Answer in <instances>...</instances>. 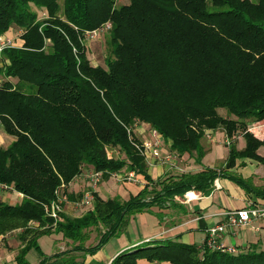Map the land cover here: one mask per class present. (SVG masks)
<instances>
[{"label": "trees", "instance_id": "obj_1", "mask_svg": "<svg viewBox=\"0 0 264 264\" xmlns=\"http://www.w3.org/2000/svg\"><path fill=\"white\" fill-rule=\"evenodd\" d=\"M0 0V39L16 28L20 47H10L0 68V126L15 141L0 146V186L23 195L19 205L0 200V237L21 231L20 263L38 240L63 234L75 246L40 264H76V252L95 255L121 236L132 217L173 207L189 192L209 196L227 179L264 199V189L231 173L240 160L264 165V140L249 128L264 121V0ZM44 9L39 21L32 8ZM63 12V17L58 16ZM111 26L106 67H94L84 38ZM13 80L16 82L14 83ZM226 109L227 115L219 110ZM147 125L188 156L202 171L155 181L134 136ZM223 131L233 142L226 167L202 163L209 131ZM110 150L119 151L115 158ZM103 181L124 170L142 176L145 189L128 201L92 194L93 207L79 219L55 222L48 210L57 192L83 169ZM76 201L75 196H68ZM102 225L96 246L86 248L87 230ZM264 264V251L237 254L206 243L159 245L123 252L111 264Z\"/></svg>", "mask_w": 264, "mask_h": 264}, {"label": "crops", "instance_id": "obj_2", "mask_svg": "<svg viewBox=\"0 0 264 264\" xmlns=\"http://www.w3.org/2000/svg\"><path fill=\"white\" fill-rule=\"evenodd\" d=\"M152 129L147 125H140L137 132L143 138V143L153 140ZM249 131L258 139L264 140V121L254 123L250 126ZM208 146L204 145L207 152L202 163L205 167L221 170L226 167V162L230 153V146L233 144L238 151H242L246 147V142L241 135L234 137L233 142L226 134L219 131L207 132ZM15 139L12 141V143ZM205 141V140H204ZM11 143V144H12ZM10 146V145H9ZM8 146V147H9ZM7 147V148H8ZM6 148V149H7ZM260 157L264 158V146L258 151ZM168 155L175 157L170 161L167 160ZM209 155H212V160H205ZM181 158V161H180ZM188 156L179 157L171 151V143L162 139L160 159H152L148 161L149 175L153 180H164L168 177L177 175L178 170H183L185 162H190V165L195 163L194 160L189 161ZM219 163L220 167H217ZM188 167V166H186ZM195 167V166H193ZM192 167V168H193ZM202 168L201 166H199ZM190 168L188 167V170ZM202 171V169H201ZM200 171V172H201ZM198 173V172H196ZM195 173V174H196ZM231 173L245 180H250L258 189H264V165L252 160H240L237 162L236 168L231 170ZM131 182H123L115 179L113 176L108 181H103L97 187L89 183L83 176L77 179L74 184H71L67 191L73 196H80L78 188L84 186L89 187L86 195L97 193L102 199L110 200L119 198L122 201H128L131 197L138 196L147 186V182L142 176H137L134 173ZM87 177V175H86ZM121 183V184H118ZM16 192L0 186V200L11 206L19 205L23 201V195H12ZM192 193V197H198L189 202L185 196L178 198L173 207L166 210L159 208L152 209L151 213L138 214L131 218L126 231L111 240L101 251L91 256L85 253L76 252L72 257L76 258V264H111V262L123 252L131 251L139 247H146L153 243L164 245H195L201 248L207 239L208 229L219 225L225 221L224 214L226 212L238 211L248 208L252 203L264 205V199L258 198L252 193L246 192L240 186L230 180L219 179L215 182L214 191L211 195L205 197L197 192ZM196 194V195H194ZM14 199V202L11 200ZM92 207L83 211L76 207L66 206L61 214L63 218L79 219L83 217ZM21 231L8 233L6 236L0 237V264H21L19 257L22 256L25 244L20 240ZM93 241V240H92ZM99 242L96 239L94 240ZM89 242V241H88ZM223 242L227 246L236 247L240 253L256 250L264 251V219L256 220L250 227L236 233L228 232L225 234ZM40 251L35 248L30 249L23 259L24 264H40L42 255L53 257L58 254H63L77 246L71 240L66 239L63 234L54 233L50 236H44L38 240ZM90 248L93 246H85ZM36 254H35V253ZM37 257L32 262L31 259ZM139 264H159L148 263L145 260L139 261ZM168 264V263H163Z\"/></svg>", "mask_w": 264, "mask_h": 264}, {"label": "rangeland", "instance_id": "obj_3", "mask_svg": "<svg viewBox=\"0 0 264 264\" xmlns=\"http://www.w3.org/2000/svg\"><path fill=\"white\" fill-rule=\"evenodd\" d=\"M131 0H120L118 2V6H124V5H129ZM32 11L35 12L37 14L38 20L39 21H44L46 19H48V13L46 10L44 9H38L33 7ZM59 17L64 18L63 17V12L60 11L58 14ZM111 33V26H105L102 30H100V32H98L95 35H91V34H87L84 38V44L87 50V55H88V59L90 60L91 64L94 67H106V60L109 57V47H108V39H109V35ZM21 35L22 32L16 28L12 29V31L10 33H8L7 35L3 36L0 39V44L4 43V44H8L10 43L12 46L14 47H20L22 45L21 42ZM5 63H9L7 62V60L5 59L4 55H0V68H2ZM6 81L5 77L3 75H0V86L2 85V83ZM13 82L15 83L16 81L13 80ZM219 114L224 116L227 115V110L226 109H220ZM139 125H136V127H134V136L141 142L143 143V138L140 136V134L137 132V129ZM14 140L13 137L9 136L8 134L5 133L4 129L0 126V146L3 147L4 149H6L9 145H11L12 141ZM208 139H205L204 141V145L207 147L208 146ZM205 147V148H206ZM109 154L111 156H114L115 158H119L122 157V155L119 153V151H112L110 150ZM212 155H209V157H207V159L205 160V164H207V161L212 160ZM181 161V158H180ZM189 161H191V159H189ZM193 164L190 165V162H185L184 165L188 166L190 169L188 170V167H184L183 166V170H178L176 172L177 176H188V175H195L196 172H200L202 168H200L196 163L192 162ZM223 163H219L217 165V167H220ZM195 166V167H193ZM193 167V168H192ZM95 174L93 169L87 168L85 167L83 169V173L80 177L76 178L74 180V182L72 184H74L76 182L77 179H80L82 176L84 178H86L88 180L89 183L93 184V187H97L100 184L103 183V180L98 183L97 185H95L92 181L93 179V175ZM130 172L127 170H124L123 172H121L118 175H115V179L120 180L121 183L123 182H131L132 179H130L129 176ZM197 174V173H196ZM87 175V177H86ZM118 183V184H121ZM89 187H82V188H78L80 192H78L80 196H75L76 201H70L69 200V204L65 205V206H69V207H76L77 209L83 211L82 214L84 213L85 210H88V207L83 205V202L85 201L86 197L88 195H86L89 191L88 189ZM67 195H71L69 193V191L66 190ZM12 194V193H11ZM89 196L92 197L91 193L89 192ZM12 195H18L17 192L16 194L13 193ZM181 197H179L180 199ZM179 199L176 198L175 201L179 202ZM14 202V199H11ZM91 208V207H89ZM104 227L102 225L98 226V227H92L91 229H88L87 232V237L89 238V242L87 241L85 243V246H94L97 242L94 241L96 239L97 236V240L100 239L102 233L104 232ZM93 240V241H92ZM35 253V252H34ZM36 254V253H35ZM37 257H34L31 259V261L33 262L34 259Z\"/></svg>", "mask_w": 264, "mask_h": 264}, {"label": "built area", "instance_id": "obj_4", "mask_svg": "<svg viewBox=\"0 0 264 264\" xmlns=\"http://www.w3.org/2000/svg\"><path fill=\"white\" fill-rule=\"evenodd\" d=\"M110 26V25H107ZM104 28V27H103ZM103 28L88 33L91 35H95ZM12 46L10 43L8 44H0V55L3 54L4 50ZM153 140L143 144V155L146 158L147 162L152 159H160L161 154V142L163 137L156 131H152ZM175 159L174 155H168L167 160L170 161ZM134 175H130V178H133ZM103 180L101 173H95L93 175V183L97 185ZM66 188L63 187L61 190L57 192L58 199L55 201L48 210L49 216L54 219L55 222L61 221V214L65 210V205L69 204V198L66 193ZM196 195V194H194ZM198 196L196 195L195 198L192 197V193H187L185 198L191 202L195 200ZM83 205L87 207H93V199L91 196H87ZM225 221L219 225H216L210 229H208L206 245L208 248L212 250L227 252L230 254H237L238 249L236 247L227 246L224 242V236L228 232L236 233L238 231H242L247 229L252 225V223L256 220L264 219V205L259 203H252L248 208L238 210V211H231L226 212L224 214Z\"/></svg>", "mask_w": 264, "mask_h": 264}]
</instances>
